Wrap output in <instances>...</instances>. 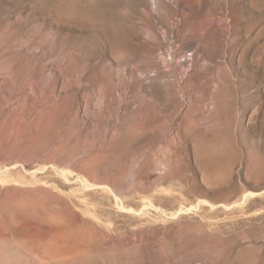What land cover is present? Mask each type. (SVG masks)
<instances>
[{
    "label": "rangeland",
    "instance_id": "374dc122",
    "mask_svg": "<svg viewBox=\"0 0 264 264\" xmlns=\"http://www.w3.org/2000/svg\"><path fill=\"white\" fill-rule=\"evenodd\" d=\"M0 264H264V0H0Z\"/></svg>",
    "mask_w": 264,
    "mask_h": 264
},
{
    "label": "bare ground",
    "instance_id": "6f19581e",
    "mask_svg": "<svg viewBox=\"0 0 264 264\" xmlns=\"http://www.w3.org/2000/svg\"><path fill=\"white\" fill-rule=\"evenodd\" d=\"M246 198V197H245Z\"/></svg>",
    "mask_w": 264,
    "mask_h": 264
}]
</instances>
